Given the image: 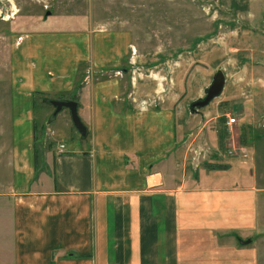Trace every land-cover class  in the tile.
<instances>
[{"label": "crops", "instance_id": "obj_1", "mask_svg": "<svg viewBox=\"0 0 264 264\" xmlns=\"http://www.w3.org/2000/svg\"><path fill=\"white\" fill-rule=\"evenodd\" d=\"M60 3L7 27L0 264H244L251 242L239 240L259 228L257 180L241 161L201 167L185 150L192 127L245 109L227 80L203 123L190 115L200 96L134 104L141 60L132 30L104 21L96 4ZM45 99L77 102L86 138L67 110L38 124Z\"/></svg>", "mask_w": 264, "mask_h": 264}, {"label": "rangeland", "instance_id": "obj_2", "mask_svg": "<svg viewBox=\"0 0 264 264\" xmlns=\"http://www.w3.org/2000/svg\"><path fill=\"white\" fill-rule=\"evenodd\" d=\"M13 1L16 16L0 21V77H6L7 27L11 22L22 16L44 15L61 1L73 10L82 6L90 9L96 4L94 9L104 21L115 28L132 30L141 60V65L134 61V68L139 71L136 82H131L134 87L127 81L131 88L129 100L134 104L146 100L155 108L178 96L183 106L181 103L187 104L199 96L204 98L214 75L223 73L227 92L245 108L242 113L229 114L236 119L237 127L224 130L221 124L225 110L219 119L206 124L205 107L195 108L190 115L204 116L205 120L201 118L198 123L205 124L201 129L192 127L188 131L187 139H192V145H185V150L190 162H200L201 167L239 166L235 161L238 160L254 175L260 187L259 228L256 234L245 237L251 243L247 248L242 245L243 260L244 264H264V0ZM46 105L35 114L38 124L54 111ZM222 131L225 143L220 145L217 135ZM226 144L246 146L251 155L245 159L228 157ZM219 146L221 149L216 151Z\"/></svg>", "mask_w": 264, "mask_h": 264}, {"label": "water", "instance_id": "obj_3", "mask_svg": "<svg viewBox=\"0 0 264 264\" xmlns=\"http://www.w3.org/2000/svg\"><path fill=\"white\" fill-rule=\"evenodd\" d=\"M225 82V77L222 72H217L212 80V83L210 84L209 88L206 91L205 97L192 104V109L195 108H203L207 106L213 99L218 97L223 90ZM44 102L50 106L53 107L54 111L51 114V119H53L58 113H60L63 110H67L69 113L70 121L73 126V128L76 130V132L79 134V136L84 139L87 136V129L82 123L79 115H78V104L75 101L69 100H50L45 99ZM251 242V240H239V244L241 245H247Z\"/></svg>", "mask_w": 264, "mask_h": 264}, {"label": "built area", "instance_id": "obj_4", "mask_svg": "<svg viewBox=\"0 0 264 264\" xmlns=\"http://www.w3.org/2000/svg\"><path fill=\"white\" fill-rule=\"evenodd\" d=\"M15 4L13 0H0V21H8L9 19H13L16 16ZM134 52V51H133ZM115 75L120 76V72H115ZM237 126V121L234 117H230L229 114L225 116L224 128L225 130L231 131L233 127ZM228 141V139H227ZM225 147V146H224ZM233 147L231 145L226 144V155L228 157H241L248 158L251 155V151L246 146ZM65 148L64 145H59V149L63 150ZM222 156V153H221Z\"/></svg>", "mask_w": 264, "mask_h": 264}, {"label": "trees", "instance_id": "obj_5", "mask_svg": "<svg viewBox=\"0 0 264 264\" xmlns=\"http://www.w3.org/2000/svg\"><path fill=\"white\" fill-rule=\"evenodd\" d=\"M224 137H225V132H220L218 135V140L220 142V144L222 143V141H224ZM35 153L37 154L36 150ZM212 168H222L221 166H213Z\"/></svg>", "mask_w": 264, "mask_h": 264}]
</instances>
